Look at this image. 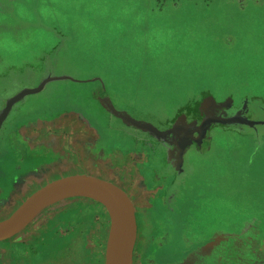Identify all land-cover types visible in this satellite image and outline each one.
<instances>
[{
  "label": "rangeland",
  "instance_id": "374dc122",
  "mask_svg": "<svg viewBox=\"0 0 264 264\" xmlns=\"http://www.w3.org/2000/svg\"><path fill=\"white\" fill-rule=\"evenodd\" d=\"M65 75L77 81L53 80L11 113L0 134L5 139L0 140L1 164L8 178L24 181L28 167L44 159L11 170L17 154L8 134L20 147L19 126L74 109L100 132L97 147L107 149L106 168L113 177L100 174L95 163L80 171L65 162L61 167L40 163L29 182L0 203V222L49 183L88 175L118 181L138 201L134 264H264V125L219 141L218 170L200 176V188L210 187L208 195L190 217L181 216V223L180 215L164 209L151 214L143 207L158 195L152 192L150 198L146 179L128 176L122 168L127 155L116 151L131 146L128 134L119 130L117 111L157 127L204 89L218 95L246 88L261 93L264 102V0H0V113L18 88L33 89L47 76ZM32 130L25 128V133ZM93 157L103 159L104 152L94 151ZM159 162L155 155V168ZM212 185L220 191L212 192ZM45 206L46 215L23 231L25 238L20 233L0 243V264H9L8 256L19 251L24 259L19 264H105L110 217L99 197L82 194ZM69 212L77 213L76 233ZM213 225L231 232V239L200 240L197 256H187L185 248L196 244L193 233ZM71 240L69 251L60 253ZM171 248L155 257L157 250Z\"/></svg>",
  "mask_w": 264,
  "mask_h": 264
},
{
  "label": "crops",
  "instance_id": "0c3cea01",
  "mask_svg": "<svg viewBox=\"0 0 264 264\" xmlns=\"http://www.w3.org/2000/svg\"><path fill=\"white\" fill-rule=\"evenodd\" d=\"M47 78L48 76L45 79L39 81L37 87L47 80ZM48 79H50L49 83L53 82V80L73 82L77 81L71 76L66 75L50 77ZM95 81H100V79L83 81L78 80V82L82 83ZM18 90H20V88H18ZM18 90L15 92V94L20 92ZM211 90L204 89L203 91H200L201 94L199 95V98L192 99L190 102L178 108L176 113H174L171 118H168L163 126L152 127L150 125H143L132 118L133 116L131 114L128 115L127 113H119L117 111L116 118L120 117L119 119L121 120V128H119V130H125L130 140L129 143L131 144V146H128V149L124 152L116 150L118 153L127 155V163L122 168L125 171H128V176L149 179V181L151 180L150 184L153 182L151 185L153 190H157L163 195L165 200L164 203L159 204V202L156 204L157 201L154 200L155 206H157L156 211H154L156 213L158 210L164 209L170 210L171 215H180L179 217L184 215L186 218L190 217V212L196 207V204L198 205L200 203L202 196L207 197L210 190L208 185H203V188H200V176H202L204 172L211 171V169L218 170L216 164L219 160L218 156L220 150L222 149L220 146L221 143L219 141L227 134H245L249 129L257 131L259 126L264 125V118H261L262 114L264 115V102L262 98L259 97L261 93H254L246 88H241L239 91L228 90V93L226 94L224 93L215 95L214 90ZM259 90L260 88H256L254 91L259 92ZM108 99L110 100V97ZM205 102H211L212 104L223 107L227 106V109L229 110H237L241 108L244 112L243 117L241 113H236L233 118H238L239 121L235 120L230 123V125H235V123H238L240 126H242V128H224L219 125H212L209 128V130H211L210 141L213 148L212 151L207 153H202L201 151L189 152L187 156V162L188 165L193 169V173L178 179V176L170 172V159L169 155H167L165 149L163 148V141L175 133L178 127V122L181 118H183V116L198 113ZM22 105L23 104H19L16 106L13 111L21 109ZM75 111L80 110H61L50 117L47 116L40 119H38V117L27 124L19 126L15 134L18 139L23 142L21 143L20 147L16 145L14 138H12V140L10 139L11 133L8 134L9 145L14 146V153L17 154L15 161L17 163L14 164V161H11L10 163L13 166L11 170H13L15 166V170L19 171L21 170L23 164H30L33 160H38L40 157H43L44 160L39 159L38 163L34 161L35 166L30 165L31 167H28V170L26 171L27 173L24 174L26 176L24 181L20 176L16 178H12L10 176L8 178L7 175L10 174V172L5 169V166L1 164L0 160V203L10 200L13 195L17 194L21 186H23L25 183L27 184L30 178L34 176L40 163V167H42L44 164L48 165L52 163H57V165L61 167L62 162H65V164L69 165V168L74 169V167H76L79 171L94 167L91 164L95 163L99 165V167L94 168L100 174H108L107 176L113 177V174L108 172L110 169L106 168L109 165V159H111V157L108 155L107 149L104 148V150L97 147V144L102 139L100 132L85 117L79 114V112L76 113ZM123 119H126V124L123 122ZM245 119L246 121H244ZM5 123L6 122H4L0 128V134L5 130ZM25 128L34 129V131L32 130L30 131V134L28 132L26 134ZM77 129H81V131L78 132ZM0 140L3 142L5 141L3 137L0 138ZM24 147H26V150L23 151L22 149ZM94 151L104 152V158L102 159L101 157H97V159H94ZM141 155L142 157L146 158L145 161L140 159ZM155 155H157V157L161 160L157 168L154 167ZM45 156H48V159H45ZM146 163H150V168H143ZM104 169L106 171L102 172ZM118 184L119 182L116 181L115 185L119 186ZM121 188L129 195V191H127L124 187ZM211 189L212 192H214L216 189V193L220 191V188L216 185H212ZM158 199H160L159 196L157 197V200ZM151 208H153V206H151ZM43 215H46L44 210L29 226L32 224L36 225L37 221L40 219V217L42 218ZM206 232H208L207 234L210 237H207L203 240H212L217 242H220L221 240L223 242L227 241L228 238L231 239V236L233 235L231 232H226L222 229H219L218 225H213L211 228L208 227ZM24 234H26V232L22 235ZM44 235L46 234L44 233ZM23 237L25 238V235ZM195 240L198 242L196 237ZM197 248L198 246L195 249ZM195 249L190 250L189 247L185 248L187 256H192ZM169 251H172V248L168 250L159 249L156 251L155 257L159 256L160 254H164L165 256L167 253H169ZM8 257L10 258L9 264H19L17 260L19 256L13 255L12 258L10 254Z\"/></svg>",
  "mask_w": 264,
  "mask_h": 264
},
{
  "label": "water",
  "instance_id": "95a60500",
  "mask_svg": "<svg viewBox=\"0 0 264 264\" xmlns=\"http://www.w3.org/2000/svg\"><path fill=\"white\" fill-rule=\"evenodd\" d=\"M49 82L50 79H47L39 87L25 89L10 98L0 114V128L8 120L16 104L22 102L30 95L42 92ZM235 120L239 121L238 118H219V122L224 124H230ZM82 194L90 197H99L110 217L105 264H134V252L138 239V223L136 209L132 200L119 186L88 175L64 177L36 191L9 218L0 222V243L11 240L22 233L45 209V204L48 201H63ZM122 214L125 216V224L128 231V240L124 246L119 243L117 238Z\"/></svg>",
  "mask_w": 264,
  "mask_h": 264
},
{
  "label": "flooded vegetation",
  "instance_id": "af4514ba",
  "mask_svg": "<svg viewBox=\"0 0 264 264\" xmlns=\"http://www.w3.org/2000/svg\"><path fill=\"white\" fill-rule=\"evenodd\" d=\"M18 104H16L14 108ZM236 113H241L243 117L244 112L241 108L237 110H232V109L229 110L227 109V106L223 107V106L212 104L211 102L210 104L206 102L204 103L203 107L200 109L198 113L193 114V115L183 116V118H181L180 121L178 122V127L175 133H173L170 137L166 138L163 141V148L165 149L167 155H169V159H170V165H171L170 172L178 176V179L183 178L184 176L191 175L193 173V169L188 165V162H187L188 153L191 151H199V152L201 151L202 153H207V152L212 151L213 148L211 146V141H210L211 140L210 139L211 130H209V128L212 125H215V126L219 125L224 128H234V127L242 128V126H240V124L238 123H235V125L233 124L230 125V124H224V123L219 122V118L230 119V118H233L236 115ZM143 182H145L146 184L145 189L149 193L150 198H151L152 192H155L160 197V199L158 200H157L158 196L154 197V199L152 197L151 200L147 202V203H150L151 206H153V208L155 209L151 208V206H147L146 204L143 206L145 208H150L151 214H153V212L156 211V208H157V206H155L154 200L157 201L156 204L159 202H160L159 204L164 203L165 200H164L163 195L160 194L159 191L153 190L151 186L153 182L152 184H150L151 180L149 181V179H146ZM131 200L133 201V203H135L134 205L136 208V217H137V223H138V237H139L140 220H139V208L137 205L138 201L135 202L132 197H131ZM167 211L170 215L171 211L170 210H167ZM179 222L180 223L183 222L181 217H180ZM207 233L208 232L193 233L195 234V237L198 239V242L196 240V244L194 245V247L192 246L189 249L190 250L195 249L198 246V243L200 242V240L202 241L203 239L210 237ZM184 236H185V232H184ZM246 240H251V239H246ZM236 241L239 243L245 242L243 239L241 240L237 239ZM137 242H138V239H137ZM136 248L137 246L135 247V250ZM195 256H197V253L194 251V254L190 257H195ZM185 264H191V261H187V263Z\"/></svg>",
  "mask_w": 264,
  "mask_h": 264
},
{
  "label": "trees",
  "instance_id": "16d2710c",
  "mask_svg": "<svg viewBox=\"0 0 264 264\" xmlns=\"http://www.w3.org/2000/svg\"><path fill=\"white\" fill-rule=\"evenodd\" d=\"M69 219H71L72 220V222H73V228H72V231L74 232V233H76L78 230H79V226H76L75 225V222H76V219H77V213L76 212H69ZM48 234H51V232H48ZM56 239H59V237L57 236V237H55ZM66 244V247H64V249H62L63 251L62 252H60V253H65V252H67V251H69V248H71V246H72V240L69 242H66L65 243ZM43 245V244H42ZM20 252V251H19ZM19 252H15V253H13V255H17V256H19L18 257V262L20 263V262H22L21 260H24L23 258H22V256H21V254L19 253ZM58 261V260H57Z\"/></svg>",
  "mask_w": 264,
  "mask_h": 264
},
{
  "label": "bare ground",
  "instance_id": "6f19581e",
  "mask_svg": "<svg viewBox=\"0 0 264 264\" xmlns=\"http://www.w3.org/2000/svg\"><path fill=\"white\" fill-rule=\"evenodd\" d=\"M117 238H118L119 243L122 246H124L128 240V231H127V227L125 224L124 214H122V217H121V221H120L118 232H117Z\"/></svg>",
  "mask_w": 264,
  "mask_h": 264
}]
</instances>
